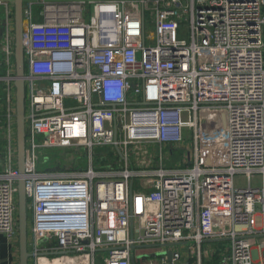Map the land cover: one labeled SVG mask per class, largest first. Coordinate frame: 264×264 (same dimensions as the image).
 I'll list each match as a JSON object with an SVG mask.
<instances>
[{
	"label": "built area",
	"instance_id": "built-area-1",
	"mask_svg": "<svg viewBox=\"0 0 264 264\" xmlns=\"http://www.w3.org/2000/svg\"><path fill=\"white\" fill-rule=\"evenodd\" d=\"M0 6V82L9 96L0 119V234L18 241L23 177L30 264H45L44 254L56 257L46 264H132L133 247L176 244L171 260L157 252L162 264H264V237L259 252L250 238L264 235V0H24V175L11 92L13 0ZM202 108L225 112L226 163L156 166L150 145L162 162L165 145L182 142L186 129L205 143ZM106 148L116 166L103 163ZM69 150L86 154L84 170H40L46 152ZM135 180L147 181L142 191L133 192Z\"/></svg>",
	"mask_w": 264,
	"mask_h": 264
},
{
	"label": "crops",
	"instance_id": "crops-1",
	"mask_svg": "<svg viewBox=\"0 0 264 264\" xmlns=\"http://www.w3.org/2000/svg\"><path fill=\"white\" fill-rule=\"evenodd\" d=\"M4 10L0 6V18L3 19ZM4 37V27L0 25V47ZM7 67L4 65L3 56L0 52V75L6 74ZM11 73L15 74V68L11 69ZM11 92H15L14 83L12 84ZM8 91L4 82H0V119L5 114L6 105L8 102ZM199 126L203 129L206 137L205 143L197 142L191 130L186 129L184 131V140L175 145H165V159L160 162L157 146H151L150 149L153 155L157 159L156 166L163 164L165 168L175 169L176 167H186L192 165L196 157H198L202 165H224L227 161L228 146L226 143V116L225 112L221 108H202L199 117ZM3 132L0 128V146L2 144L1 137ZM106 162V161H105ZM143 180H135L132 185L133 192H140L145 187ZM142 189V190H141ZM264 235L251 236V240L254 243L255 251H261V240ZM169 248L164 246L162 248L158 246L142 245L134 248V263L142 264L138 257L151 258L156 255H161L159 252L166 251ZM55 254L43 255L45 258V264L51 263V259L56 260ZM55 258V259H54ZM52 260V261H53ZM0 264H19V247L18 241H13L4 234H0ZM52 264H56L52 262ZM149 264V262L147 263ZM150 264H162L159 261H154Z\"/></svg>",
	"mask_w": 264,
	"mask_h": 264
},
{
	"label": "water",
	"instance_id": "water-1",
	"mask_svg": "<svg viewBox=\"0 0 264 264\" xmlns=\"http://www.w3.org/2000/svg\"><path fill=\"white\" fill-rule=\"evenodd\" d=\"M13 21L15 35V72L17 79L15 88V123H16V149L17 168L21 175L26 168V83L25 53L23 47V34L25 29L24 0H13ZM119 154L121 150L117 148ZM17 217H18V247L19 264H30L31 253L29 250V216L25 179L21 177L17 183ZM135 247H133L134 249ZM167 255L171 260L172 250ZM134 263V259H133Z\"/></svg>",
	"mask_w": 264,
	"mask_h": 264
},
{
	"label": "rangeland",
	"instance_id": "rangeland-1",
	"mask_svg": "<svg viewBox=\"0 0 264 264\" xmlns=\"http://www.w3.org/2000/svg\"><path fill=\"white\" fill-rule=\"evenodd\" d=\"M62 1H65V0H62ZM85 1H97V0H85ZM184 27L185 25H182V28ZM182 35L185 37L187 36L186 29L182 30ZM101 153H102V157H104L106 161V162H103L104 164L106 163L105 165L112 167L118 164V162L114 160L115 153L113 152L111 148H106ZM45 154H46V157L42 156L41 158V164H40L41 171L61 173V172H69V171H82L87 167L86 163H88V158L86 157L85 153L76 154L74 151L72 152V150H69L67 152L66 151L58 152V154L49 155V152H46ZM251 182L254 183V185H260L261 179L259 177H254L252 178ZM236 183L238 185L243 186L247 183V179L245 177L239 176L236 178ZM28 216H29V229H30V224H31L30 212ZM240 228H242V226L238 227V229ZM30 240H31V233L29 232V239H28L29 243H30ZM208 245L209 244L206 243L205 248L208 247ZM210 245L217 246L218 242L211 241ZM186 247H188V245H186ZM167 248L182 249V246L176 244V245L167 246ZM185 248L183 249V253H185ZM29 250H30V247H29ZM101 253L103 254V257H105L108 252L107 251L98 252L97 257L99 259H101L100 257ZM151 258H153V260L157 262L159 261L160 256L156 255ZM207 258H210V256L208 255Z\"/></svg>",
	"mask_w": 264,
	"mask_h": 264
}]
</instances>
